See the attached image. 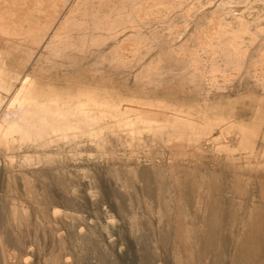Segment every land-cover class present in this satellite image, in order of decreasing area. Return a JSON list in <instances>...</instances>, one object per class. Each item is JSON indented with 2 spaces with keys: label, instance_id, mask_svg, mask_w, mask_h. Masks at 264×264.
Returning <instances> with one entry per match:
<instances>
[{
  "label": "rangeland",
  "instance_id": "obj_1",
  "mask_svg": "<svg viewBox=\"0 0 264 264\" xmlns=\"http://www.w3.org/2000/svg\"><path fill=\"white\" fill-rule=\"evenodd\" d=\"M0 21L21 24L0 264L264 262V0H0Z\"/></svg>",
  "mask_w": 264,
  "mask_h": 264
},
{
  "label": "bare ground",
  "instance_id": "obj_2",
  "mask_svg": "<svg viewBox=\"0 0 264 264\" xmlns=\"http://www.w3.org/2000/svg\"><path fill=\"white\" fill-rule=\"evenodd\" d=\"M61 1V0H60ZM66 2H67V0H65ZM70 1V0H69ZM72 1V0H71ZM86 1V0H85ZM149 2V1H148ZM160 2H161V0H160ZM65 3V2H64ZM60 4V3H59ZM69 4H71V3H69ZM69 4L68 5H66V6H69ZM146 5V4H145ZM77 7V6H76ZM75 7V8H76ZM5 7H3V9H4ZM67 8H65L64 9V11L66 10ZM70 9V8H69ZM69 9H67V10H69ZM74 9V8H73ZM5 10H7V9H5ZM54 11V10H53ZM63 11V12H64ZM74 11V10H73ZM82 11V10H81ZM58 13V12H57ZM67 13V12H66ZM78 13H80V12H78ZM84 13V12H83ZM42 14V13H41ZM51 14V13H50ZM61 14V13H60ZM15 15H17V14H15V13H10L9 15H8V13L7 14H5L4 15V18H6V19H11L12 21L14 20V21H16L15 20ZM49 15V14H48ZM66 15V14H65ZM80 15H81V13H80ZM76 16V15H75ZM93 16H94V14H93ZM49 17H51V16H49ZM66 17H68V18H70L69 16H67L66 15ZM73 17V16H72ZM71 17V18H72ZM91 17V16H90ZM17 18V17H16ZM34 18V17H33ZM88 18H89V16H88ZM63 19V18H62ZM61 20V19H60ZM60 20H59V22H60ZM66 20V19H65ZM79 20H81V19H79ZM30 21V20H29ZM44 21V20H43ZM50 21V20H49ZM69 21V19L67 20V22ZM71 21V20H70ZM74 21H76V20H74ZM83 21H84V19H83ZM87 21V20H86ZM58 22V21H57ZM58 22V23H59ZM79 22V21H78ZM50 23H52V22H50ZM54 23V22H53ZM52 23V24H53ZM57 23V24H58ZM4 24V26H7V24H6V22L5 21H0V26L2 27V25ZM80 24H81V22H80ZM83 24H84V22H83ZM105 24V23H104ZM51 25V24H50ZM67 25V24H66ZM74 26L76 25V24H73ZM20 26H21V24H15L14 25V27H10V26H7L8 27V29H7V32H8V34L14 39L15 37H18V35H19V33L21 32V29H20ZM46 26V25H45ZM48 26V25H47ZM78 26V25H77ZM81 27V26H80ZM105 27V26H104ZM25 28V27H24ZM64 28H65V26H64ZM74 28V27H73ZM77 28V27H76ZM45 29V28H44ZM60 28H58V30H59ZM80 29V28H79ZM103 29V28H102ZM53 30V29H52ZM19 31V32H18ZM35 31V30H34ZM42 31V30H41ZM72 31H73V29H72ZM115 31V30H114ZM37 32V31H36ZM51 32H53V31H51ZM67 32V31H66ZM100 32V31H99ZM26 33V32H25ZM57 33V32H56ZM61 33V32H60ZM38 34H40V33H38ZM37 34V35H38ZM55 34V33H54ZM63 34V33H62ZM65 34V33H64ZM70 34V33H69ZM36 35V36H37ZM42 35V34H41ZM44 36H45V34H44ZM43 36V37H44ZM46 36H49V35H46ZM115 36H116V34H115ZM37 37H39V36H37ZM42 37V38H43ZM61 37V36H60ZM67 37V36H66ZM71 37V36H70ZM34 38H35V36H34ZM63 38V37H62ZM45 39H46V37H45ZM45 39H44V41H45ZM32 40V39H31ZM34 40V39H33ZM39 40V39H38ZM37 40V38H36V40L35 41H38ZM84 40V39H83ZM41 41V40H40ZM95 41V40H94ZM39 42V41H38ZM61 42V41H60ZM62 42H63V40H62ZM54 45H56V41H54ZM93 43V42H92ZM62 44V43H61ZM67 44V43H66ZM97 44V43H96ZM54 45H52V47L54 46ZM60 45V44H59ZM64 44H62V46H63ZM68 45V44H67ZM78 45V44H77ZM80 45V44H79ZM78 45V46H79ZM205 45V44H204ZM42 46V45H41ZM40 46V47H41ZM72 47L74 46V43H73V45H71ZM77 46V47H78ZM93 46V45H92ZM90 47V48H93V47ZM97 46V45H96ZM202 46H203V44H202ZM208 46V45H207ZM60 47V46H59ZM65 47H66V45H65ZM64 47V48H65ZM48 48V47H47ZM58 48V47H57ZM63 48V49H64ZM76 48V47H75ZM81 48H82V46H81ZM50 49H55L56 50V47L55 48H50ZM49 49V50H50ZM60 50H59V52H61V47L59 48ZM73 48H71L69 51H71ZM80 49V48H79ZM84 49V48H83ZM94 49V48H93ZM66 50H67V48H66ZM92 50V49H91ZM52 51V50H51ZM54 51V50H53ZM56 51H58V50H56ZM83 51V50H82ZM97 51V50H96ZM63 52V51H62ZM55 53V52H54ZM68 53V52H67ZM56 54V53H55ZM59 54V53H58ZM64 54H66V53H64ZM63 54V55H64ZM60 55H62V54H60ZM49 57H51L52 58V55L51 56H48V58ZM57 57V56H56ZM55 59V58H54ZM48 61H51V59L49 58V59H47ZM44 78V77H43ZM27 80V79H26ZM37 85V84H36ZM47 86H48V84H47ZM50 87H51V85H49ZM48 86V87H49ZM53 87V86H52ZM57 89V88H56ZM65 89V88H64ZM63 89V90H64ZM5 91V90H4ZM7 91V90H6ZM5 91V92H6ZM0 93H2V92H0ZM19 93V92H18ZM18 93H17V95H18ZM16 95V96H17ZM15 99H17V97L15 98ZM15 99H14V101H12L11 103H10V107L15 103ZM18 104V103H17ZM19 105V104H18ZM9 106V105H8ZM82 104H80V103H77V105H76V108H78L79 109V111L81 112L82 111ZM7 109H9V107L7 108ZM78 111V110H77ZM7 112V111H6ZM11 113V112H10ZM54 115V116H53ZM52 116V117H51ZM56 116V117H55ZM4 117H6V116H4ZM49 119H52V120H55V121H59L60 122V125H62V123H65V116H63V115H61V113H59V112H54V113H52V115H50V118ZM60 119H62L61 121H60ZM84 120V119H83ZM18 122V121H17ZM50 122V121H49ZM58 122V123H59ZM25 124H29V122H25ZM36 126H34V127H37L39 130H42V129H48V131H49V134H51V132H53V133H57L58 134V132H60L59 131V127H56L55 125L53 126L52 125V123H51V125L49 124V123H45V119L43 118V117H40L39 118V121L37 122V124H35ZM59 125V126H60ZM0 126H1V124H0ZM11 133H12V126H10V127H8L7 129H5L4 130V132H3V137H5L4 139H8V137L11 135ZM53 135V134H52ZM58 135H63V137H67V135H65V134H62V133H60V134H58ZM76 135V134H75ZM159 135V134H158ZM73 137V136H72ZM73 140V139H72ZM8 141V140H7ZM65 142V141H64ZM38 145H39V143H38ZM76 146H77V144H76ZM55 149V148H54ZM60 152V151H59ZM69 168V167H68ZM62 169V168H61ZM64 169V168H63ZM65 191V190H64ZM65 205V204H64ZM63 207V206H62ZM65 208H66V206H65ZM31 240V239H30ZM251 255V254H250ZM252 259V258H251ZM247 263L246 264H250V263H252L251 261H246ZM243 264V263H242ZM262 264H264V262L262 263Z\"/></svg>",
  "mask_w": 264,
  "mask_h": 264
},
{
  "label": "crops",
  "instance_id": "obj_3",
  "mask_svg": "<svg viewBox=\"0 0 264 264\" xmlns=\"http://www.w3.org/2000/svg\"><path fill=\"white\" fill-rule=\"evenodd\" d=\"M12 79H15L14 76L10 77L8 75V72L5 69V67L2 64H0V92L3 93L4 90L5 91L6 90H12V86H15V84L19 82V81L17 82V80L12 81ZM39 89H40V87H33L29 90V92H31L32 101L35 104H40L42 98L41 99H39V98L42 95H45V92H40ZM48 95L49 96H44L45 99H51V97H54L56 95V90H54V89L49 90Z\"/></svg>",
  "mask_w": 264,
  "mask_h": 264
}]
</instances>
